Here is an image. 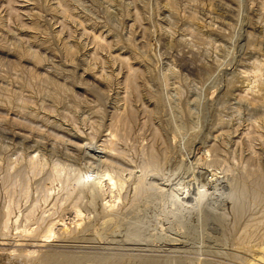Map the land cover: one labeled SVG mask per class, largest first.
I'll list each match as a JSON object with an SVG mask.
<instances>
[{
    "label": "rangeland",
    "instance_id": "obj_1",
    "mask_svg": "<svg viewBox=\"0 0 264 264\" xmlns=\"http://www.w3.org/2000/svg\"><path fill=\"white\" fill-rule=\"evenodd\" d=\"M168 1L0 0V184L19 218L6 238L26 243L5 248L80 264H264L250 252L264 244V113L237 81L251 48L264 58V0H170L177 14ZM105 146L110 159L93 153ZM35 155L47 163L32 174ZM75 170L125 184H103L100 212L86 187L81 204L64 197ZM40 216L64 228L28 247Z\"/></svg>",
    "mask_w": 264,
    "mask_h": 264
},
{
    "label": "bare ground",
    "instance_id": "obj_2",
    "mask_svg": "<svg viewBox=\"0 0 264 264\" xmlns=\"http://www.w3.org/2000/svg\"><path fill=\"white\" fill-rule=\"evenodd\" d=\"M135 1V0H134ZM170 1V0H169ZM167 2L166 3V6H164V7H166V11H168L169 13H172V14H175L176 12H175V9H174V4L172 3V2ZM136 8V7H135ZM165 9V8H164ZM177 14V13H176ZM111 17V16H110ZM164 19V18H163ZM209 27H207V34H208V32H210V33H212V29L213 28H211V30H210V28L208 29ZM206 30V29H205ZM133 31V30H132ZM166 32V31H165ZM209 33V34H210ZM214 33H215V31H214ZM165 36V40L167 39L168 41H172L173 40V38H170L169 37V35L167 34V32H166V34H164L163 35V37ZM163 37H162V39H163ZM128 39V38H127ZM163 39V40H164ZM169 44H172V43H169ZM248 51V50H247ZM249 53L253 56V57H256L255 59H254V61H253V70L251 71V74H249V73H246V72H248V71H245V73L246 74H244V72H243V74H241L240 76H239V79H238V76H237V81H240V83L242 84L241 86L244 88V89H246L245 90V92H246V94H248L249 96H253L252 97V100H254V104H255V108H257L258 109V105H259V108H261V109H263L262 111H263V113H264V58H258V55H259V53H260V50L258 49V48H256V47H253V48H251L250 49V51H249ZM262 53V52H261ZM262 56L264 57V54H262ZM122 59V58H121ZM148 59V58H147ZM207 65V64H206ZM195 66V65H194ZM201 66H203V64L201 65ZM205 66V65H204ZM197 68V67H196ZM201 68V67H200ZM136 73V72H135ZM238 85H239V83H238ZM240 86V85H239ZM241 88V87H240ZM239 88V89H240ZM235 89V88H234ZM243 89V90H244ZM247 95V96H248ZM258 99H259V102H258ZM241 100H243V102L244 101H246L247 103H248V101H249V103H250V100L247 98V97H243V98H241ZM241 100H239L240 102H241ZM251 100V101H252ZM240 102H239V104H240ZM238 103V102H237ZM246 103V104H247ZM241 104H243V103H241ZM253 104V105H254ZM249 105V104H248ZM243 107V106H242ZM253 107V106H252ZM251 108V107H250ZM254 108V109H255ZM255 111H256V109H255ZM261 111V110H260ZM262 113V112H261ZM264 115V114H263ZM133 116V115H132ZM125 118V117H124ZM264 118V117H263ZM124 121H125V119H124ZM264 121V120H263ZM120 123H121V121H120ZM117 124H119L118 122H117ZM224 132V131H223ZM108 138H109V140L111 139V142H113L112 141V139H113V135L111 134V135H109V136H107ZM252 137V136H251ZM115 142V141H114ZM122 143V142H121ZM113 144V143H112ZM109 145H111V144H109ZM113 145H115V144H113ZM107 146V145H106ZM103 147V150H99V151H93V153L94 154H96L97 156H104L106 159H108L109 157H111L110 156V154H109V151H107L108 149H110L109 147H108V149H107V147ZM112 146V145H111ZM122 147V146H121ZM113 148V147H112ZM156 150V149H155ZM110 152H112V150L110 151ZM153 153V152H152ZM113 154V153H112ZM154 154V153H153ZM152 154V155H153ZM155 155V154H154ZM158 155V154H157ZM36 156V155H35ZM38 156V155H37ZM37 156L33 159V158H31L32 159V161H30L31 163H30V173H32V174H37V172H39V170L41 169V171L43 170V167L45 166V163H47L46 161L44 162V160H42L41 158H37ZM39 157V156H38ZM156 157V156H155ZM110 159V158H109ZM157 159H158V156H157ZM46 160V159H45ZM112 160V159H111ZM155 161V160H154ZM108 162V161H107ZM220 163V162H219ZM16 165V164H15ZM48 165V164H47ZM14 166V165H13ZM57 166V165H56ZM46 167V166H45ZM55 167V166H54ZM53 168V167H52ZM13 169H14V167H13ZM151 169V168H150ZM55 170V169H54ZM251 170V169H250ZM253 170V169H252ZM53 171V170H52ZM55 171H57V170H55ZM58 171H60V170H58ZM76 172L72 175V176H70V173H69V176H70V178L69 179H72L76 184H75V186H73V187H70V185H66L65 184V187L63 188L64 189V191H65V194H64V197L65 198H67V199H74L75 201H77L78 203H80L81 204V200H82V194H83V188H88V190L89 191H91L92 190V192H90L91 193V196H92V199L94 198V199H96V201H94V200H92V202H91V204H93L94 205V207L96 208L97 206H96V204L97 203H99V207H100V212L101 211H103L102 210V207H101V205L102 204H104V205H107V204H105V203H102V204H100V202H99V195L101 194L102 195V190H103V184H105L106 185V183L105 182H109V184L112 186V187H119L120 189L122 188V187H124V184H125V179L123 178L124 176H122V175H119L118 173H116V174H114L113 172H111V171H109V170H106V171H101V172H96V171H91V175H90V178L89 177H86L85 175H84V172H82V170H80V171H77V170H75ZM156 171V170H155ZM7 172V171H6ZM23 172V171H22ZM54 172V171H53ZM27 173V172H26ZM16 174V173H15ZM19 174V173H18ZM262 174V173H261ZM6 175V174H5ZM8 175V174H7ZM52 175V174H51ZM55 175L57 176V177H60L61 175H60V173L59 172H55ZM247 175V174H246ZM252 175V174H251ZM55 176V177H56ZM34 177V176H33ZM54 177V178H55ZM25 178H26V176H25ZM27 178H29V177H27ZM230 178V177H229ZM2 179V181H3V178H1ZM69 179H67V181L69 180ZM6 181H10V179L7 177V179H5ZM23 180H24V178H23ZM28 182H29V180L28 179H26ZM66 180V179H65ZM142 180V179H141ZM5 181V182H6ZM14 181V180H13ZM25 181V180H24ZM252 181V180H251ZM11 182V181H10ZM17 182H19V181H17ZM28 182H25V183H28ZM139 182V181H138ZM143 182V181H142ZM7 183V182H6ZM20 183V182H19ZM65 183V182H64ZM68 183V182H67ZM70 183V182H69ZM68 183V184H69ZM250 183V182H249ZM15 183L13 182V184L12 185H14ZM71 184V183H70ZM133 184V183H132ZM139 184H140V182H139ZM5 185V184H4ZM7 185V184H6ZM12 185H11V188H12ZM22 185V184H21ZM26 185V184H25ZM24 185V186H25ZM29 185V184H28ZM20 187V186H19ZM111 187V188H112ZM28 188V187H27ZM4 189V188H3ZM3 189H2V184H0V263L2 262L3 264H80V260L77 258V257H73V256H69V255H56V254H53V255H44L43 253H42V255H40V256H37L35 259H30V257H31V253H36V252H38V250L36 249V248H34V249H31L30 248V250H28V252H24V251H21L20 249H7V248H5L6 246H12V247H20V246H24L25 244H23V243H21V242H19V240H17V241H15V243L13 242V243H10V240H11V238H6V237H12L13 235H14V233H13V235L11 234L12 233V231H11V229H15V230H17V228H18V230H19V226H18V224H17V226H15L14 228H11L12 226H11V224H13L14 225V223L16 224V220L17 219H19L18 217H17V215L18 214H16V211H15V208H14V206H12V205H9L8 203V205H5L3 202H2V195H4L5 193H3L4 191H3ZM28 190V189H27ZM30 190V189H29ZM59 190V189H58ZM23 191V190H22ZM49 191V190H48ZM113 191V190H112ZM49 192H51V191H49ZM87 192V191H86ZM122 193V192H121ZM51 194V193H50ZM88 194V193H87ZM130 194V193H129ZM10 195V194H9ZM52 196H50V197H48V198H50L51 200L53 199L54 201H56L57 199H59V198H56L55 196H53V194H51ZM84 195V194H83ZM16 196V195H15ZM14 196V197H15ZM96 196V197H95ZM57 197H58V195H57ZM52 200V202H54ZM49 201V200H48ZM117 201V200H116ZM16 202V201H15ZM28 202V201H27ZM74 202V201H73ZM107 202V201H106ZM13 203V202H12ZM12 203H10V204H12ZM76 203V202H75ZM79 204H77V205H73L74 207L75 206H78ZM108 205H109V203H108ZM107 205V206H108ZM37 206V205H36ZM92 206V205H91ZM103 206V205H102ZM54 207V206H53ZM106 207V206H105ZM31 208H33V207H31ZM34 208H35V205H34ZM41 208V207H40ZM104 208V207H103ZM114 208V207H113ZM77 209V208H76ZM81 209V208H80ZM108 209V208H107ZM112 209V208H111ZM21 210V209H20ZM60 210V209H59ZM110 210V209H109ZM113 210V209H112ZM31 211V210H30ZM45 211V210H44ZM81 211L82 210H79V209H77V212H78V214L80 213V214H82L81 213ZM32 212V211H31ZM35 212L38 214L39 212H38V209L36 210V208H35ZM47 212V211H46ZM97 212V211H96ZM106 212V211H105ZM104 212V214H106ZM36 213H33V214H36ZM108 213V212H107ZM109 213H111V212H109ZM109 213H108V215H109ZM104 214H101V215H104ZM112 214V213H111ZM26 215V214H25ZM39 215V214H38ZM31 216V215H30ZM106 216H107V214H106ZM37 217V216H36ZM108 217V216H107ZM24 218V217H23ZM52 218V217H51ZM51 218H49V220H51ZM54 218V217H53ZM52 218V219H53ZM62 218V217H61ZM61 218H59L58 219V221H56L57 219H56V217H55V226H56V224L57 223H59V225H60V223L62 224L61 226H63V224H64V219H61ZM115 218V217H114ZM37 219V218H36ZM40 224H41V228L40 229H36V231H34L33 232V239L31 240V243H28V247H45V246H47V244L48 243H50V242H52V241H54L55 239H53V238H56V235H55V232L56 231H54V228L55 227H53L54 226V224H53V222H52V224L53 225H51L50 223V221H48V219H46L45 217L44 218H42V216H40ZM34 220H35V218H34ZM38 220V219H37ZM107 220V219H106ZM18 221V220H17ZM88 221V220H87ZM83 222H84V219H83ZM82 222V223H83ZM91 222V221H90ZM19 223V222H18ZM36 223V222H35ZM79 223V222H78ZM81 223V224H82ZM86 223V222H85ZM238 223V222H237ZM263 223V222H262ZM251 224V223H250ZM83 225V224H82ZM11 226V227H10ZM40 226V225H39ZM66 226V225H65ZM256 226V225H255ZM25 227V226H24ZM37 228V227H36ZM42 228H44V229H42ZM62 228V227H61ZM63 228H64V226H63ZM63 228H62V230H63ZM60 229V228H59ZM247 229V228H246ZM259 229V228H258ZM71 230V229H70ZM77 230V229H76ZM9 231H11V233H8ZM44 231H47V234H43L44 233ZM61 231V230H60ZM74 231V232H73ZM72 232H73V234L74 233H76L75 232V230H73ZM58 232V231H57ZM59 233H62V234H64V235H66L65 237H64V235H62V237L63 238H66V239H68V237H71V236H68L67 237V235L69 234V232H68V229L67 230H63L62 232H58V234ZM78 233V232H77ZM19 234V233H18ZM72 233H70L69 235H71ZM256 234V233H255ZM26 235V234H25ZM41 237H44L45 239H42ZM60 237V236H59ZM263 237V236H262ZM39 238V239H38ZM41 238V239H40ZM58 238V237H57ZM77 238V237H76ZM243 238V237H242ZM245 238V237H244ZM250 238V237H249ZM59 239V238H58ZM254 239H255V237H254ZM62 241H63V239H62ZM246 241V240H245ZM248 241V240H247ZM254 241V240H253ZM242 242V241H241ZM263 242V241H262ZM262 242L260 243V244H258V247L260 248V246L261 245H264V244H262ZM247 243V242H246ZM250 243V242H249ZM237 244V243H236ZM50 245V244H49ZM250 245H252V244H250ZM260 245V246H259ZM27 246V245H26ZM244 246H245V244H244ZM249 247V246H248ZM251 247H253V246H251ZM255 247H256V249H254V248H252V249H250L251 251V254H253V255H255V257L256 258H260V260L262 261V259L264 260V247L261 249L260 248V252L258 251V247H257V244L255 245ZM262 247V246H261ZM18 250H19V254L18 253H16L17 255H12L11 253H14V252H18ZM26 250V249H25ZM243 250V249H242ZM27 251V250H26ZM239 251V250H238ZM241 251V250H240ZM249 252V251H248ZM29 254H31L30 255V257H29V259H28V255ZM249 254V253H248ZM251 256V255H250ZM114 258V257H113ZM258 258V259H259ZM262 258V259H261ZM82 260V259H81ZM141 260V259H140ZM143 260H145V259H143ZM260 261V262H261ZM82 262V261H81ZM134 262H137V261H134ZM140 262V261H139ZM149 262V261H148ZM242 262V261H241ZM262 262H264V261H262ZM103 263V262H102ZM119 263V262H118ZM141 263V262H140ZM139 263V264H140ZM248 264H257V263H255L254 261H248L247 262ZM136 264H138V263H136ZM142 264V263H141Z\"/></svg>",
    "mask_w": 264,
    "mask_h": 264
}]
</instances>
